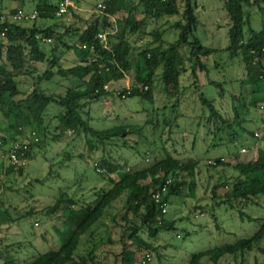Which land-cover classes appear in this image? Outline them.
I'll return each instance as SVG.
<instances>
[{
	"label": "trees",
	"instance_id": "trees-1",
	"mask_svg": "<svg viewBox=\"0 0 264 264\" xmlns=\"http://www.w3.org/2000/svg\"><path fill=\"white\" fill-rule=\"evenodd\" d=\"M6 1L17 6L8 8L6 14L11 17L0 21V231L22 226L40 214L53 220L50 232L56 241L47 233L56 247L36 251L29 259L16 249L0 250V264H151L153 253L160 256L155 246L158 236L177 231L178 222L168 220L166 210L195 197L196 171L204 165L178 151L180 143L171 138L174 128H179L178 119L187 118L184 106L191 102L198 108L194 136L203 128L205 136L218 141L207 150L238 147L237 152L205 160L212 171L229 168L233 173L230 183L217 182L212 188L213 195L223 188L213 207L233 211L243 219L248 206L264 203V0H222L227 45L219 49L204 46L194 36L202 24L196 13L200 6L193 0H101L90 5V18L81 27L74 21L60 27L36 24V20L58 19L62 0H29L37 18L19 23L13 17L23 12V0ZM72 13L69 8L64 16ZM148 26L152 29L147 33ZM166 31L175 34L173 42L164 39ZM98 34L105 35L104 43ZM224 53L237 58L241 70L231 90L225 78H211L219 65L208 63L210 56ZM126 78L131 80L128 86L122 85ZM104 85H109L108 92L103 91ZM210 87L213 96L206 95ZM121 96L147 103L156 117L151 114L149 118V112L142 109L135 112L142 124L115 114L113 124L94 127L91 113L99 100H121ZM253 124L256 130L249 128ZM158 130L160 146L140 153L146 163L152 158L146 166H130L122 157L113 156L114 149L136 151ZM166 133L169 137L163 140ZM247 136L254 140L251 147L240 141ZM14 143L25 144L26 149L16 151L19 163L12 165L8 156ZM48 149L59 151L64 163L86 160L101 175L97 182L103 185L85 198L59 192L41 210L22 213L18 202L34 195L26 191L27 197L21 199L22 190L13 184L18 185L24 176L35 150ZM107 217L112 221L108 233L119 229L121 251L113 254V263L95 241L94 229ZM41 238L48 239L45 234ZM263 239L264 221L252 236L192 254L185 264H204L203 260L260 264L258 256L264 262Z\"/></svg>",
	"mask_w": 264,
	"mask_h": 264
},
{
	"label": "rangeland",
	"instance_id": "rangeland-1",
	"mask_svg": "<svg viewBox=\"0 0 264 264\" xmlns=\"http://www.w3.org/2000/svg\"><path fill=\"white\" fill-rule=\"evenodd\" d=\"M101 0H80L78 3L73 1L74 8L73 13L69 16L59 17L53 21L43 22L36 20V24L40 27H48L56 25L57 27L69 25L72 21L78 27L83 26L90 18L89 7L91 4L100 3ZM200 7L196 11L198 18L201 21L202 27H199L194 33V36L206 47L214 49L223 48L227 45L226 31L227 27V14L223 9L222 0H193ZM22 10L25 13H30L33 10V5L29 0H23L21 3ZM17 3L9 2L6 0H0V21L11 17L10 14H6L8 8H15ZM66 15V14H65ZM173 19H171L172 21ZM256 22V21H255ZM152 29L148 26L145 30L147 33ZM175 34L172 31H166L164 39L167 42H173ZM211 66L219 65L218 71L215 69L211 73V78L214 80H221L225 78L228 81L230 90L240 74L241 70L237 63V58H230L227 53L214 54L210 56L209 62ZM130 78H126L122 81V85L128 86L130 84ZM45 87V85L43 86ZM122 87V86H121ZM23 89L29 91L30 88L23 86ZM213 88L210 87L205 90L206 95L213 96ZM195 103H190L189 106H184V114L187 118H179L177 123L179 128H174V133L171 134L173 140H177L178 151L183 154L198 158L202 164L201 168L196 172L195 179V197L186 198L184 205L170 206L166 210V218L168 220L177 221V231L172 233H162L158 236L155 246L159 248V254L153 253L151 264H185L189 260L192 254L199 253L201 251L210 249L214 246H218L225 243H231L241 238H248L254 234L258 229L262 221H264V203L259 206H248L244 210V217L241 219L235 212H229L222 208H216L213 205L215 202H219L223 188H218L215 194H212V188L215 183L232 181V171L229 168L219 169L218 171H212L208 168L205 160L224 156L227 152H237L238 147L231 145L216 146L207 150L209 145L218 142L208 136L203 128L198 129V135L194 136L196 131L195 123L198 108L195 107ZM198 106V105H197ZM147 110L149 112L148 117L151 118V114L156 117L155 113L151 112V108L147 103H140L136 99H108L103 97L99 100L97 107L92 109V124L94 127L100 129L103 126L111 125L115 122V114L121 115L122 118H127V121L142 124L141 117L135 116V112L138 110ZM138 114V113H137ZM184 115V116H185ZM153 118V117H152ZM154 119V118H153ZM119 121V120H118ZM187 125V127L185 126ZM184 126L186 128H184ZM251 130L256 128V125H250ZM256 130V129H255ZM145 134L149 133V130H145ZM187 131V132H184ZM160 130L152 132L147 138V143H142L136 151L114 149L113 156L122 157L127 161L128 165L140 164V166H146L151 163L144 162L140 157V153L145 152L147 148L155 149L160 146ZM169 134L166 133L164 139H167ZM135 139V137H133ZM183 139V141L181 140ZM195 139V148L190 150L189 145L192 140ZM243 139V138H241ZM240 141L248 147H251L254 140L249 136ZM157 143V144H156ZM185 145L184 148L182 145ZM59 151L56 149H48L46 151L35 150V157L29 162L25 174L22 178L18 179L14 188L21 189V199L27 197L28 191L34 195L32 198L26 199V201L18 202V209L20 212L41 210L45 205L52 203L59 192L65 191L69 193H75L77 198L88 197L92 190L96 187L99 188L103 183L97 182L101 180V175L95 174L90 164L86 163V160H79L74 158L72 162H62L63 157L57 155ZM69 152L67 149L65 151ZM242 152V151H241ZM149 157V156H148ZM90 162V161H89ZM1 163V161H0ZM39 180L40 182H36ZM31 182V185L28 184ZM10 199L14 201L13 194L9 193ZM261 201L264 202V197H261ZM178 203V202H177ZM122 201L115 205V209L112 210L116 213L120 209ZM39 213V212H38ZM215 214L216 218L211 216ZM251 219H249V218ZM181 218H186L181 222ZM33 224V228L30 226ZM53 224L52 218L44 217L40 214L29 218L24 221L22 226L14 225L10 227H3L0 231V250H19L22 251V256L25 259H29L36 251H43L44 249L56 247L54 243L48 238V231L50 232ZM112 227V221L110 217L103 220V225L94 229L95 241L99 245V250L103 253L106 252L110 259V263L115 262L113 254H118L121 251V245L119 242V229L113 228L114 231L108 233L109 228ZM35 237L30 236V233ZM45 234L48 238L47 241L41 238V235ZM50 234L55 239L54 233ZM108 239L112 240V243L108 242ZM169 242V245H168ZM264 246V239L260 243ZM19 249H18V247ZM83 249V248H82ZM160 259V260H159ZM250 261L252 258L249 259ZM260 264H264L263 259L258 256ZM204 264H210L207 260L202 261ZM223 262L222 264H224ZM252 264V263H250Z\"/></svg>",
	"mask_w": 264,
	"mask_h": 264
},
{
	"label": "built area",
	"instance_id": "built-area-1",
	"mask_svg": "<svg viewBox=\"0 0 264 264\" xmlns=\"http://www.w3.org/2000/svg\"><path fill=\"white\" fill-rule=\"evenodd\" d=\"M69 8H74V3H73V1H72V0H62V1L59 3L58 11H57V13H56V16H57V17H62V16H64V15L68 12ZM97 8H98V9H103V7H102L100 4L97 5ZM36 18H37V13H36V11H32V12H30V13H24V12H22V11H19V12H17V14L13 17V21L19 23V22H21V21H33V20H35ZM97 38H98V40H99L100 43H104V42L106 41V37H105V35H103V34H98V35H97ZM42 42H46V43H47V42H49V40L42 39ZM83 48H85V46H84ZM109 90H110L109 85H104V87H103V91L108 92ZM121 97H122V99H124L125 96H121ZM33 135H34V134H33ZM1 136H2V134L0 133V137H1ZM255 136H256V135H255ZM12 148H13V152H11V153L9 154V156H8V160H9V163H10V164L15 165V164H18V163H19V159H18L17 156H16V151L19 150V149H21V150L24 151V150L26 149V146H25V144H24L22 147H20V144H19V143H14V144L12 145ZM244 151H245V150L242 149V152H244ZM20 155H23V152H21ZM163 191H164V189H163ZM153 198H154V200L157 202L158 199H159V193L155 194V195L153 196ZM164 212H165V209L162 210V213H164Z\"/></svg>",
	"mask_w": 264,
	"mask_h": 264
},
{
	"label": "crops",
	"instance_id": "crops-1",
	"mask_svg": "<svg viewBox=\"0 0 264 264\" xmlns=\"http://www.w3.org/2000/svg\"><path fill=\"white\" fill-rule=\"evenodd\" d=\"M49 22H47V24H48Z\"/></svg>",
	"mask_w": 264,
	"mask_h": 264
}]
</instances>
